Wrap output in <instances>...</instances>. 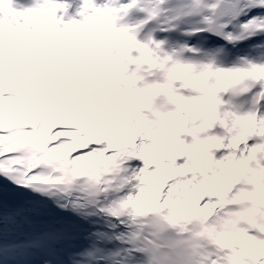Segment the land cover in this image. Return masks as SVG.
<instances>
[{
	"label": "snow or ice",
	"instance_id": "6c2138e0",
	"mask_svg": "<svg viewBox=\"0 0 264 264\" xmlns=\"http://www.w3.org/2000/svg\"><path fill=\"white\" fill-rule=\"evenodd\" d=\"M0 264H264V0H0Z\"/></svg>",
	"mask_w": 264,
	"mask_h": 264
}]
</instances>
